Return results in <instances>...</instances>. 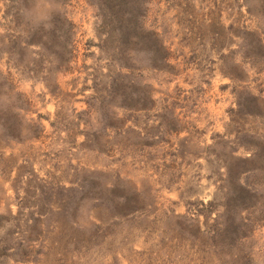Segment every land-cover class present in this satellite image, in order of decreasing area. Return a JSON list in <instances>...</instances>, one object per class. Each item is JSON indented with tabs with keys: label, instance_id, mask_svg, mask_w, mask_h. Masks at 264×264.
<instances>
[{
	"label": "rangeland",
	"instance_id": "374dc122",
	"mask_svg": "<svg viewBox=\"0 0 264 264\" xmlns=\"http://www.w3.org/2000/svg\"><path fill=\"white\" fill-rule=\"evenodd\" d=\"M0 264H264V0H0Z\"/></svg>",
	"mask_w": 264,
	"mask_h": 264
}]
</instances>
